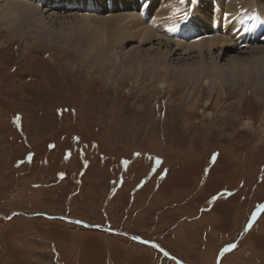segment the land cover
<instances>
[{
	"label": "rangeland",
	"instance_id": "rangeland-1",
	"mask_svg": "<svg viewBox=\"0 0 264 264\" xmlns=\"http://www.w3.org/2000/svg\"><path fill=\"white\" fill-rule=\"evenodd\" d=\"M73 11L0 22V264H264V43L115 46ZM193 65L220 74L196 85Z\"/></svg>",
	"mask_w": 264,
	"mask_h": 264
},
{
	"label": "bare ground",
	"instance_id": "bare-ground-1",
	"mask_svg": "<svg viewBox=\"0 0 264 264\" xmlns=\"http://www.w3.org/2000/svg\"><path fill=\"white\" fill-rule=\"evenodd\" d=\"M176 1L181 4L178 5L175 1L168 3L167 0H0V22L2 24H16L18 20L15 18V15L21 13V11L30 12V10H33L42 14V12H62V9L65 10V13L74 10L73 12H78L79 15H83L81 16L82 18L85 17L89 18V20L99 21L101 26L98 31L100 34H107V36H109L110 45L115 43V46H120L121 43L131 42L136 39H139V45H143L157 38L161 41L160 45L167 46L168 48H170V46H176L178 52L185 49H187L188 52L196 50L201 58H203L204 52L212 55L213 50L216 49H219V55H226L228 51L234 49V45L239 47L241 45L242 47L239 49L244 50L251 44H257V46H259L264 43V32L261 34L264 30V0H260V2H262L260 7L255 3V0H247L253 5L252 7L245 2L246 0H216L213 4H210V0H204L200 1L204 4L199 5H196L198 0H194L190 6V14L186 15V12L184 13V15L187 16L186 18H183V14L180 11L186 7L184 5L186 0H183V2H181V0ZM222 1L227 2V5L223 7ZM60 3L66 4L62 5L61 10H58L56 8ZM72 4H75L77 8L71 7L70 5ZM87 5L91 7L88 8ZM172 5H174V12L177 15H170L169 10H166ZM215 5L220 7V14H214L219 21L216 19L218 22L211 23L210 18L212 15L210 11L211 9L213 10ZM103 8L106 9V12ZM159 11L162 13L161 17ZM25 14L27 16L29 15L28 13ZM98 14H103L104 16H98ZM174 18L177 20L180 19L181 23L174 20ZM160 20L162 21L160 22ZM24 21L26 22V20ZM175 23H177L178 26L176 29V36L173 38V41H170L165 37L166 34L164 32L161 33V31L165 29L166 32L170 25ZM12 25L11 27H14ZM215 28H217L218 31L213 34L210 29ZM185 36L190 37V43L184 42L183 37ZM105 47L109 46L106 45ZM114 48L116 49V47ZM259 48H261V46H259ZM176 49L174 50L175 52H177ZM252 51L255 50L253 49ZM171 53L172 51L166 54L167 57H169ZM160 56H162V54ZM123 57L125 58L126 56ZM131 57H137V54ZM160 60H158L159 62L156 63L155 67L153 66L154 64L150 67L153 72L152 75L154 74L153 80L155 81H153V85L163 92L171 87L169 86L170 84L168 85L165 81L168 75L171 77L176 70L171 66H163ZM202 64L205 68L204 63ZM144 66H146V63ZM195 68L196 67H194L191 72L185 73V75L196 82V85L200 81V75L210 74L212 78H215L213 77L214 75L218 77L220 74V70L217 69L216 66H212L208 68V70L203 68L196 70L197 68ZM131 69H133L131 72L140 73L144 68H142L139 63L138 66ZM237 69V65L232 66L228 72L235 74ZM144 73H147V71ZM211 81H213V79ZM209 83L211 82H205V84ZM211 84L214 83L212 82Z\"/></svg>",
	"mask_w": 264,
	"mask_h": 264
},
{
	"label": "snow or ice",
	"instance_id": "snow-or-ice-1",
	"mask_svg": "<svg viewBox=\"0 0 264 264\" xmlns=\"http://www.w3.org/2000/svg\"><path fill=\"white\" fill-rule=\"evenodd\" d=\"M181 2H183V0H181ZM157 163H159V161H157ZM258 211H264V205L260 206V209ZM255 216V214H253ZM248 227H251V224L248 225ZM248 228L245 229V231H247ZM235 245H230L228 248L224 249V251H230L232 248H234Z\"/></svg>",
	"mask_w": 264,
	"mask_h": 264
},
{
	"label": "flooded vegetation",
	"instance_id": "flooded-vegetation-1",
	"mask_svg": "<svg viewBox=\"0 0 264 264\" xmlns=\"http://www.w3.org/2000/svg\"><path fill=\"white\" fill-rule=\"evenodd\" d=\"M231 193H232V192H229V193H227V194H231ZM217 196H221V195H217ZM222 196H223V195H222ZM262 203H264V200L255 203V206H258V205H260V204H262ZM262 215H263V213H261L257 218H258V219L261 218Z\"/></svg>",
	"mask_w": 264,
	"mask_h": 264
},
{
	"label": "water",
	"instance_id": "water-1",
	"mask_svg": "<svg viewBox=\"0 0 264 264\" xmlns=\"http://www.w3.org/2000/svg\"><path fill=\"white\" fill-rule=\"evenodd\" d=\"M261 213H263V211H258L257 212V215L259 216ZM85 226H87V227H89V225H86V224H84ZM91 228H97V226H90ZM104 229H106V228H104ZM106 230H108V231H110L109 229H106Z\"/></svg>",
	"mask_w": 264,
	"mask_h": 264
},
{
	"label": "trees",
	"instance_id": "trees-1",
	"mask_svg": "<svg viewBox=\"0 0 264 264\" xmlns=\"http://www.w3.org/2000/svg\"><path fill=\"white\" fill-rule=\"evenodd\" d=\"M55 147H56V143H52V142H51V143L49 144V149H50V150H53Z\"/></svg>",
	"mask_w": 264,
	"mask_h": 264
}]
</instances>
